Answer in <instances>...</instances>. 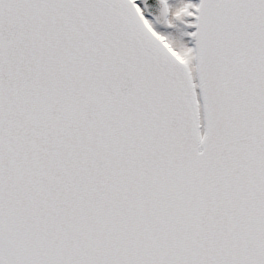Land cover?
I'll list each match as a JSON object with an SVG mask.
<instances>
[{
    "label": "snow or ice",
    "instance_id": "snow-or-ice-1",
    "mask_svg": "<svg viewBox=\"0 0 264 264\" xmlns=\"http://www.w3.org/2000/svg\"><path fill=\"white\" fill-rule=\"evenodd\" d=\"M0 264H264V0H0Z\"/></svg>",
    "mask_w": 264,
    "mask_h": 264
}]
</instances>
